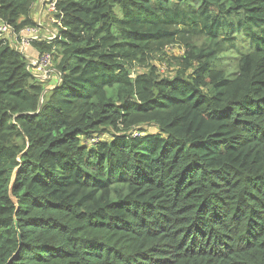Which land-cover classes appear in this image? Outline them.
Here are the masks:
<instances>
[{"label": "trees", "instance_id": "16d2710c", "mask_svg": "<svg viewBox=\"0 0 264 264\" xmlns=\"http://www.w3.org/2000/svg\"><path fill=\"white\" fill-rule=\"evenodd\" d=\"M44 1L0 0L58 75L0 44V264H264V0Z\"/></svg>", "mask_w": 264, "mask_h": 264}, {"label": "built area", "instance_id": "2783aa9c", "mask_svg": "<svg viewBox=\"0 0 264 264\" xmlns=\"http://www.w3.org/2000/svg\"><path fill=\"white\" fill-rule=\"evenodd\" d=\"M50 8L55 9V4H51ZM39 24L42 27V23ZM40 27V28H41ZM57 32H50L51 36L44 37L40 35L39 29L27 28L21 32L20 35H16L13 31V27L5 22L0 16V44L10 46L18 50L28 61L27 69L36 77H40L42 80H49L51 76L55 74L52 56L46 55H33L31 51V43L33 41H52L57 36ZM33 71V72H32ZM95 141V139L93 140Z\"/></svg>", "mask_w": 264, "mask_h": 264}, {"label": "rangeland", "instance_id": "374dc122", "mask_svg": "<svg viewBox=\"0 0 264 264\" xmlns=\"http://www.w3.org/2000/svg\"><path fill=\"white\" fill-rule=\"evenodd\" d=\"M42 9L43 8L40 7L39 9L36 10V18L38 20H39V18H40L41 15L43 17ZM43 25L46 26L44 23H43ZM43 28L44 27H42L41 29H39L40 35H42V36H48V37L51 36V34L48 33V31H44ZM172 51H175L177 55H182L184 53V51L179 46L174 47V49ZM154 64L160 69V71L164 75H171L173 73V68H169L168 63H161L159 61H156ZM34 76H35V74H34ZM54 76H55V74H53L51 76V79L49 81L48 80H44L46 86H49L50 84H52V85L55 84V79L56 78H54ZM148 132H150V133H156L157 132V129L154 128V127L153 128H149V131Z\"/></svg>", "mask_w": 264, "mask_h": 264}, {"label": "water", "instance_id": "95a60500", "mask_svg": "<svg viewBox=\"0 0 264 264\" xmlns=\"http://www.w3.org/2000/svg\"><path fill=\"white\" fill-rule=\"evenodd\" d=\"M34 76V75H33ZM36 77V76H35ZM37 79L39 80H42L40 77H36ZM52 89V88H50ZM17 172H18V169L15 170L14 174H13V178H12V183L10 185V188H9V196L11 198V200L13 201V203L16 205L17 207V210H16V214L18 213L19 211V205H18V200L14 197L13 195V186H14V181H15V178H16V175H17ZM16 214H15V218H16ZM15 225H16V229H17V232H18V237H19V240H20V245H22V240H21V234L19 232V229H18V223H17V219H15ZM18 254V251L15 253V255L10 259L9 263L10 264L14 259L15 257L17 256Z\"/></svg>", "mask_w": 264, "mask_h": 264}, {"label": "crops", "instance_id": "0c3cea01", "mask_svg": "<svg viewBox=\"0 0 264 264\" xmlns=\"http://www.w3.org/2000/svg\"><path fill=\"white\" fill-rule=\"evenodd\" d=\"M41 2H42V6L44 5V3H45V1L44 0H41ZM42 12H43V9H42ZM41 12V13H42ZM42 16V15H41ZM44 27V26H43ZM44 31H48V33H50V32H52L50 29H48V28H46V30H44ZM44 37H48V36H44ZM30 53H32V49H31V51H30ZM33 54V53H32ZM54 78H56L55 79V83L58 81V75L55 73V76H54ZM54 85V84H53ZM50 86H52V84H50Z\"/></svg>", "mask_w": 264, "mask_h": 264}]
</instances>
